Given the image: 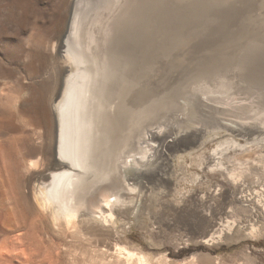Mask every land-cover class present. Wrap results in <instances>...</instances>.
Masks as SVG:
<instances>
[{"label":"rangeland","instance_id":"obj_1","mask_svg":"<svg viewBox=\"0 0 264 264\" xmlns=\"http://www.w3.org/2000/svg\"><path fill=\"white\" fill-rule=\"evenodd\" d=\"M137 2L136 13L122 14L120 0H0V264H83L86 249L113 263L114 244L131 264H264V129L230 131L264 121V0ZM68 33L102 50L103 66L112 58L111 43L98 47L104 36L119 38L123 51L131 45L140 62L138 132L162 133L132 181L135 214L110 196L117 210L108 223L81 224L79 236L65 222L54 227L34 200L40 174L54 165L46 136L72 67L61 48ZM50 118L38 143L8 128L33 119L41 128ZM220 225L225 233L206 242Z\"/></svg>","mask_w":264,"mask_h":264},{"label":"bare ground","instance_id":"obj_2","mask_svg":"<svg viewBox=\"0 0 264 264\" xmlns=\"http://www.w3.org/2000/svg\"><path fill=\"white\" fill-rule=\"evenodd\" d=\"M120 1L123 2L122 14L137 12L136 10L130 12V6L138 7V0ZM82 23L78 22L77 31ZM190 26L188 29H191ZM117 27L122 30L126 28V23H117ZM85 32L88 33L86 30ZM106 37L109 38V35L104 36L98 43V47H108L111 43L112 58L108 61L107 57L104 58V61H107L105 66L100 65V62H97L99 58L98 60L96 58L101 56L102 50L96 52L89 43H85L84 46L82 36H76L74 43L68 33L62 41V56L72 64V67H68L63 90L53 105L52 119L55 132L53 134L50 129L46 136L49 145L53 148L54 165L47 174H40L42 186L34 191V200L47 215L50 223L54 227L62 222L77 227L78 229L74 231L78 236L81 234L79 230L81 224L91 223L99 227L108 223L106 216L112 215L117 210L111 206L110 196H114L118 203L122 202L123 206H129L131 214H135L139 202L134 197L135 188L131 187L132 181L143 175L150 165L153 139L162 138L161 130L157 128L138 132L139 107L136 101L137 87L134 77L140 68V62L136 61L134 50L130 45V50L123 51L119 38L108 40ZM115 44L117 49L114 48ZM149 59L148 56L143 58L142 69L144 65L148 69ZM143 114L147 115L146 108L140 110V115ZM263 123L264 121H259V124L257 123L259 126L249 123L246 127L232 128L234 130L230 129V131L259 136L263 134ZM40 124L33 119L29 124H22L19 127L12 124L8 125V128L18 129L21 140L27 142L33 140L38 143L44 139L41 132L43 128L51 126V118L47 120L46 125H41V128ZM96 124H99V133L95 130ZM29 126H35L36 130L27 131ZM137 147L143 151L141 154L135 151ZM215 154H218L217 151ZM137 155L142 157L137 159L135 158ZM28 167L37 169L39 160L30 161ZM225 228L228 227L220 225L206 242L220 238L225 233ZM88 245L97 247L100 246V242L96 241ZM113 246L114 252L110 253V256L116 257L115 262H105L92 250L86 249L82 251L83 264H119L122 258H125L123 264H131L133 255L116 244ZM10 248L16 249L15 246ZM108 253L109 247L105 250V255L107 256ZM140 262L144 264L146 260Z\"/></svg>","mask_w":264,"mask_h":264}]
</instances>
